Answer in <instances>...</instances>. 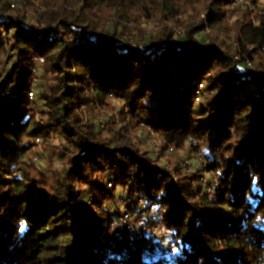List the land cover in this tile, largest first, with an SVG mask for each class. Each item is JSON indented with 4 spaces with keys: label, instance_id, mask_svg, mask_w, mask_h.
I'll list each match as a JSON object with an SVG mask.
<instances>
[{
    "label": "trees",
    "instance_id": "obj_1",
    "mask_svg": "<svg viewBox=\"0 0 264 264\" xmlns=\"http://www.w3.org/2000/svg\"><path fill=\"white\" fill-rule=\"evenodd\" d=\"M23 1L0 0V264H264V94L254 96L264 86L261 0H43L42 10ZM200 1L204 15L182 39L165 27L144 48L96 20L105 7L129 22L137 8L177 23ZM229 19L230 45L195 39L205 27L228 29ZM38 58V78L52 83L36 86V111L28 94ZM256 58L253 72L245 61ZM118 99L163 150L202 149L219 193L208 191L211 179L205 186L198 173L170 170L124 134L111 139L85 122ZM51 134L71 149L61 176L41 181L23 167L28 141Z\"/></svg>",
    "mask_w": 264,
    "mask_h": 264
},
{
    "label": "rangeland",
    "instance_id": "obj_2",
    "mask_svg": "<svg viewBox=\"0 0 264 264\" xmlns=\"http://www.w3.org/2000/svg\"><path fill=\"white\" fill-rule=\"evenodd\" d=\"M20 0H17L18 3ZM43 0H24L25 4H33L32 8H37L42 10L44 4L42 5ZM249 2V0H247ZM51 2L55 3L56 6L62 3V0H51ZM251 2V1H250ZM249 2V3H250ZM184 3V0L181 1ZM19 4V3H18ZM260 4L264 5V0L260 1ZM194 5V4H193ZM188 5L187 7L183 8L181 14L177 18L176 22L171 21H161L160 15L154 16L151 19L143 18L142 13H140L139 9H131L129 11L130 15L136 16L137 19H132L129 22L125 20L119 19L114 12L109 11L105 7L101 9L100 12L97 13L98 18L96 19L99 23V27H103L106 30L113 31L115 30V26L119 27V35L118 39H116L120 43H133L134 46H139L141 48L145 47V44L148 43V40L159 34L161 31L165 29V27H174V33L172 39L179 40L182 39L185 34L187 33V29L190 27L192 22L197 21L201 15L204 14L202 11L199 13L198 11L201 10L203 6V1L198 2L195 6ZM251 9L255 10V7L251 4ZM257 12V10H255ZM35 13L34 10L29 9L27 11V17L33 16ZM33 20V19H32ZM34 22V20H33ZM117 22V23H116ZM232 19H229L227 23L228 29L226 26L208 28L209 33L205 34L203 31L202 33L195 35V39L206 40L209 42L211 39L218 40V42H224L226 45H230L231 42L234 41V31H230ZM226 47V46H225ZM225 47H222L225 49ZM261 58L255 59V70L256 72L258 66L261 64ZM36 63V62H35ZM37 64V63H36ZM42 63L37 64V68L33 70L34 75V87H31V90L35 92L34 97L29 101L31 102L30 109L38 110L42 109L43 105L38 98L39 90L36 88L38 85L40 88L45 89V87L52 83V79L48 76V79L38 78L40 75V71L43 72ZM35 66V65H34ZM5 67L4 61L0 64V75L2 76L3 69ZM42 75V74H41ZM31 92V91H30ZM29 98V97H28ZM210 99L208 96L204 97V100ZM108 104L110 106L104 107V109H96L87 113L85 116V122H90L96 127L98 131L103 132L102 134L106 137L112 138H120V134H124L125 136L129 137L132 143L136 146H139L143 151L149 152L152 156L160 155V163L167 164L168 168L172 170V167L178 166L180 168L182 174H186L189 176L199 174L200 182L206 185V180L209 178L212 180V184L215 185L216 181L218 182V175L210 173L207 170V165L210 163V160L202 155L201 151L197 152L195 149H191V151L186 152V150H176L173 147L169 149L163 150V143L159 141L157 138L151 136L152 128L148 126H142L137 128L135 127L136 120L135 118H131L126 115H122L120 111L123 109L124 104L122 101L118 100H108ZM42 113L38 114L39 121H43ZM107 121V127L105 126ZM104 125L105 127H101ZM36 138H33L28 141V144L32 147L31 151L29 152L27 158L25 159V164L23 165L24 169H28L29 173L35 179L39 180H49L52 179L53 176H61L63 168L67 164V155L71 149V146L65 140H61L56 134H51V136L46 140L44 138H40V142H36ZM196 147L198 144H194ZM159 157V156H158ZM217 176V177H216ZM98 181H102L103 175L99 174L97 176ZM203 179V180H202ZM11 180V177L8 178ZM111 184L109 183V186ZM212 185V186H213ZM209 186V187H212ZM212 190V189H211ZM208 190V191H211ZM128 216L125 215L124 217L120 218L119 222L115 224V228L113 229L115 232H123L121 229L123 225H127L128 223ZM130 223V222H129ZM157 232V231H156ZM131 235L127 233L124 235L125 237ZM121 238L120 236L116 235L113 237L116 241V244L119 246H127L124 242L125 237ZM137 244V241H136ZM130 247V246H129ZM132 248V247H130Z\"/></svg>",
    "mask_w": 264,
    "mask_h": 264
},
{
    "label": "built area",
    "instance_id": "obj_3",
    "mask_svg": "<svg viewBox=\"0 0 264 264\" xmlns=\"http://www.w3.org/2000/svg\"><path fill=\"white\" fill-rule=\"evenodd\" d=\"M240 1H242V0H240ZM208 28L209 27H205V29L203 30V32L205 34L209 33V29ZM75 44H76V42H75ZM36 60H37V62H36L37 64H40V63L44 62V60L42 58H38ZM37 64L35 65L36 67H37ZM245 66L250 68L251 70L255 69L254 62L252 60H250V59H246ZM34 71H35V69H34ZM202 89H203V85H200L199 86V90L196 92V94H197L196 98H197L198 101L200 100V93H201ZM34 94H35V92L31 90V92L28 94V97H29L30 100L34 97ZM263 94H264V86H262V85L261 86H257L255 88V90H254V96H256L257 98H261ZM101 127H104V125H101ZM40 140L41 139L39 137L36 138V142H40ZM211 189H213V190H215L216 192L219 193L220 184L216 181L215 185H213L212 187H209L208 190H211ZM127 244H129V246L132 247V248H135V249L138 248V244H136V239L135 238H129Z\"/></svg>",
    "mask_w": 264,
    "mask_h": 264
}]
</instances>
